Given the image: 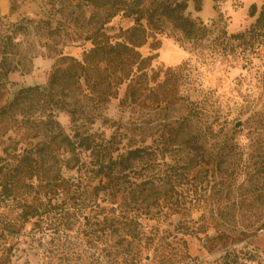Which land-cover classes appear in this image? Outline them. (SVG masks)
<instances>
[{"label":"rangeland","instance_id":"rangeland-1","mask_svg":"<svg viewBox=\"0 0 264 264\" xmlns=\"http://www.w3.org/2000/svg\"><path fill=\"white\" fill-rule=\"evenodd\" d=\"M59 1L68 7L56 14ZM77 1L11 0V12H0V109L21 88H46L57 67L69 73L76 71L80 75L77 94L69 105L78 110V123L72 121L70 113H58L67 135L94 133L98 141L111 146L115 156L137 146H149L169 164L180 165L196 156L205 158L202 166L191 172L182 169L180 175L172 177V184L163 188L168 197L183 196L188 203L187 212L169 215L167 223L160 224L161 229L170 228V242L188 253L176 264H189L190 256L198 263L218 264L231 248L253 251V264H264V62L260 58L252 63L232 59L222 44L224 30L237 33L248 28L255 20L249 14L251 5L255 3L260 10L264 0H203L200 12L191 1L189 15L212 30L198 43L184 41L170 25L162 33L146 20L139 25L134 17L127 18L120 12L107 25L109 38L105 41L128 44L148 59L149 83L138 97L131 96L133 77L122 84L121 78L108 76L114 67L108 58L91 51L90 40L73 43L66 33L55 40L46 34L44 23L49 19L54 26L89 19L90 11H82ZM17 24L22 27H15ZM61 49L83 64L70 69L76 63L63 60ZM11 69L13 72L6 76ZM182 75L186 81H179ZM187 93L192 95L190 99L181 98ZM201 93L213 110L214 133L206 141L201 140L197 131L207 124L195 117L186 133L174 137L169 125L179 128L182 118L194 107L191 101ZM32 109L33 117L46 115L43 107ZM7 127L16 131L9 133L12 140L7 139L9 134L4 135ZM17 128L18 123L0 118V137L4 139L0 146V264L156 262V245L136 235L142 226L126 220V205L109 203L114 190L109 193L111 189H97L100 193L96 194L93 187L101 183V177H95L91 170L81 171L80 176V171L63 165L65 178L77 181L81 177L84 183L70 184L58 196L50 192L49 186H43L53 176L50 161L40 164L39 174L30 180L24 162L7 160L3 147L8 142L20 140L33 146L40 140ZM189 137L195 139L191 147L199 150L184 144ZM41 139L51 141L55 149L69 157L66 145L49 133ZM82 159L90 163V152L84 153ZM102 183L107 185V179L102 178ZM125 185L128 187V183ZM122 191L116 193L122 196ZM46 192L45 202L53 199L51 211L34 220L21 219V197L39 202ZM83 203L88 204L87 208L78 210ZM140 220L147 231L158 226L154 219ZM179 222L195 225L197 232L178 233L175 226ZM218 234L231 237L223 243L217 240ZM184 239L187 248L182 245Z\"/></svg>","mask_w":264,"mask_h":264},{"label":"trees","instance_id":"trees-1","mask_svg":"<svg viewBox=\"0 0 264 264\" xmlns=\"http://www.w3.org/2000/svg\"><path fill=\"white\" fill-rule=\"evenodd\" d=\"M191 1H194L196 11H202L203 0H78V7L82 11H90L89 19H74L69 24L59 22L56 26L49 19L45 21L44 27L50 39L61 38L62 33H66L70 36V40L73 43L90 40L93 44L91 51H96L102 54L103 57L108 58L114 67L113 72L110 71L108 74L111 79L121 78L120 82L122 84L126 83V79L131 77H133V81L134 79L136 80L135 84L131 80L129 85L131 96L134 97L149 83V75L151 74L148 73V59L143 58L139 51L128 44L122 42L111 44L108 43L109 41H105L109 38L108 33H106L107 25L120 12H124L125 17H134L139 25L146 20L147 24L158 28L162 33L164 27L170 25L173 31L181 33V38L184 41L198 43L207 37L212 30L206 27L199 18H193L189 15L187 11ZM58 4L56 14L64 12L68 7L61 1ZM249 14L250 17L255 18L251 25L237 33H229L225 28L226 30L222 33V44L228 49V55H231L232 59L238 60L242 58L248 63H252L256 58H260L264 62V5L259 10L255 3L252 4ZM17 26L21 25H15V27ZM216 31L218 30L215 29L214 33ZM217 34L219 35V33ZM63 46H66V44L63 43ZM60 55L63 60L69 59L77 64L71 65L70 69H75L76 66L83 64L76 58L65 55L63 49H61ZM262 67L264 75V65ZM135 68L134 74L130 75L129 72H132ZM13 70L11 69L6 76ZM49 79L50 82L46 88H41L39 85L21 88L17 91L14 99L0 109V118L4 117L7 120L18 123V132L33 133L32 138H40L33 146H29L28 142L20 140L15 143L8 142L3 147V151L7 154V160L17 159L20 163L24 162V167L27 168L26 174H28V179L30 180H34V177L39 174L40 164L50 161L53 176L43 186H49L51 188L50 192L58 196L63 194L68 185L84 183L81 177L77 181L73 179L70 181V178H65L62 175L63 165L70 170L80 171V176L81 171L88 172V170H91L95 177H101V183L93 187L94 191L97 189H111L109 193L114 192V197L112 200L108 199L109 203L116 206L126 205L127 217H129L126 220L129 219V222L142 226V229L137 230L136 235L139 238L148 239V243L151 242V246L156 245L155 250L157 253L154 256L156 262L151 264H176L183 260L184 257H187L188 253L183 252L180 246L174 245L170 242V238L167 237L170 233V228L161 229L160 224L167 223L165 219H168L169 215L187 212L188 203L183 196L182 198L177 197V199L172 198L173 196L168 197L167 191H163V188L168 183L172 184V177L180 175L182 169L191 172L196 167L202 166L203 161H206L204 160L205 158L196 156L180 165L169 164L161 161L158 153L149 146H137L128 152H122L115 156V151L112 150L111 146L105 141H98L94 133L89 132L82 135L77 132L72 137L67 135L63 130L62 123L58 120V113L60 111L68 112L72 116V121L75 124L78 123L79 112L77 109L71 108L69 100L72 97H76L77 82L80 79V75L76 71L69 73L67 70L57 67ZM187 79L192 80L189 76ZM167 80L169 79L166 78V83ZM181 80H185L183 75L179 77V81ZM110 83L112 84V82ZM119 83L117 82V84ZM190 83L194 84L192 81ZM191 96L187 93V95L182 94L181 98L188 97L190 99ZM205 98L206 95L201 93L196 99L191 101L194 107L182 118L179 128H175L172 123L169 125L174 137L186 133V129L190 128L192 118L195 117L203 125L207 124L206 126L201 125L197 131L201 140L206 141L214 133V122L211 121L213 110L205 103ZM37 106L39 108L43 107L46 115L42 117L31 116L34 110L32 108ZM18 116H21V119ZM10 132L15 133L16 131H14L13 127H7L4 135ZM47 133L50 136L52 135V138L58 140L59 143L66 145V152H68L69 157H65V152L61 153L58 149H55L51 141L41 139ZM12 138L11 134L7 137L8 140H12ZM3 140L0 137V146L3 145ZM194 141L193 137H189L185 139L184 144L190 146L191 150H199L197 146L191 147ZM86 152H90L92 158L88 164L82 159ZM217 165L222 166L223 163L219 162ZM102 178L107 179V185L102 183ZM126 183H128V187H126ZM115 188L117 189L116 191ZM100 190H97L96 194H99ZM120 191H122V196L116 193ZM47 193L42 195L43 199L40 198L39 202H31L29 198L21 197L19 201L22 204L20 218L26 222L48 214L51 211L49 207L53 204V199L50 198L49 203L45 202ZM87 206V203H83L78 210L87 208ZM61 208L63 209V207ZM143 217L149 220H156L158 226L154 228V231L144 229V225L141 224L140 220ZM175 230L178 233L185 234L197 232L195 225L185 222H179L175 226ZM216 237L217 240L219 239V241L225 243L231 236L218 234ZM182 245L187 248L185 239ZM138 252L141 253V250H138ZM254 254L253 251L248 249L237 250L231 248L218 260V264H253ZM138 257L140 258L137 255L136 259ZM190 257L187 263L202 264Z\"/></svg>","mask_w":264,"mask_h":264},{"label":"crops","instance_id":"crops-1","mask_svg":"<svg viewBox=\"0 0 264 264\" xmlns=\"http://www.w3.org/2000/svg\"><path fill=\"white\" fill-rule=\"evenodd\" d=\"M11 0H0V12L3 15L9 14L11 12L10 6Z\"/></svg>","mask_w":264,"mask_h":264}]
</instances>
